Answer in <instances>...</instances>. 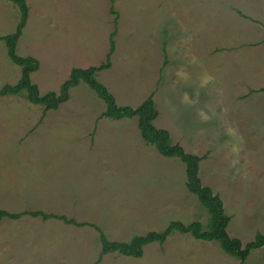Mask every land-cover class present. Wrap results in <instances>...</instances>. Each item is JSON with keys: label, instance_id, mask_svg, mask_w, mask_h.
Instances as JSON below:
<instances>
[{"label": "rangeland", "instance_id": "1", "mask_svg": "<svg viewBox=\"0 0 264 264\" xmlns=\"http://www.w3.org/2000/svg\"><path fill=\"white\" fill-rule=\"evenodd\" d=\"M26 3L16 53L39 61L31 81L41 95L58 92L73 69L105 62L116 30L111 67L96 79L118 106L136 108L152 95L155 127L202 158L199 177L221 198L228 235L245 245L264 233V0ZM18 20L16 6L0 0V90L20 77L2 41ZM104 110L84 83L45 114L24 93L0 97V210L88 224L4 219L0 264H94L101 250L94 227L117 242L172 221L206 227L184 165L147 145L136 118H101ZM99 264H264V247L241 263L216 242L174 232L141 258L110 254Z\"/></svg>", "mask_w": 264, "mask_h": 264}, {"label": "trees", "instance_id": "2", "mask_svg": "<svg viewBox=\"0 0 264 264\" xmlns=\"http://www.w3.org/2000/svg\"><path fill=\"white\" fill-rule=\"evenodd\" d=\"M5 1L14 4L19 12V20L15 31L3 37L2 41L4 42L7 56L14 65L20 68V77L16 84L5 85L0 90V97L19 96L24 93L25 99L33 105L42 106L43 114H45L48 111L58 110V107L69 100L70 91L80 83H84L96 94L98 99L104 102L105 110L101 114V118L115 121L136 118L140 137L147 145L154 147L159 155L165 158H176L184 165L186 189L197 198L209 215L206 227L198 221L187 225L179 221H172L161 232L151 231L142 236H134L129 242L109 241L99 228L93 226L99 233L101 245L99 258L94 264H99L103 256L110 254L135 259L141 258L146 246L154 243L164 244L174 232L189 234L196 240L216 242L224 253L239 260L241 263L246 261L253 250L264 247V233H256L253 240L245 245H242L240 240L231 238L228 235L227 226L230 218L225 214L222 200L218 195L213 194L209 187L202 185L199 177V164L202 158L186 152L182 146L173 143L167 130L155 127L154 121L159 113L153 96L149 95L136 108L118 106L113 95L96 79L97 73L108 70L111 67V57L115 51L113 38L116 30L110 35L109 49L105 62L101 63L99 67L73 69L69 77L61 84L58 92H47L41 95L38 86L31 81V75L39 69V61L31 56L20 57L16 53L17 42L21 38L28 21L29 8L26 0ZM111 12L114 13L113 10ZM116 20L117 16L114 19L115 26ZM259 92H264V87L259 89ZM25 216L40 218L42 221L50 219L60 220L64 221L65 224L77 227L88 226V224L76 223L74 220L67 219L64 216L45 214L40 211L8 213L0 210V222L4 219L16 221Z\"/></svg>", "mask_w": 264, "mask_h": 264}]
</instances>
